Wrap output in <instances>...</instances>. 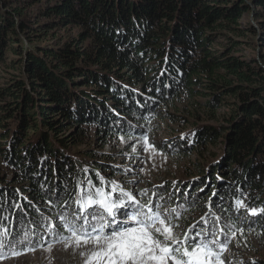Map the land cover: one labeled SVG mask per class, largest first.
I'll return each instance as SVG.
<instances>
[{
	"label": "trees",
	"instance_id": "trees-1",
	"mask_svg": "<svg viewBox=\"0 0 264 264\" xmlns=\"http://www.w3.org/2000/svg\"><path fill=\"white\" fill-rule=\"evenodd\" d=\"M252 12L253 21L246 18ZM68 29L76 35L44 44ZM258 47L261 60L247 59L244 51ZM185 101L187 110L179 111L177 102ZM163 122L181 126L180 133L157 140ZM142 136L171 153L199 154L201 179L134 186L132 165L117 160L121 150L98 152L121 137L142 149L136 139ZM214 143H222L223 152L211 161L200 151ZM97 174L136 194L175 193L167 206L181 202L189 209H178L181 237L191 236L208 212L214 189L201 192L204 184L223 192L224 208L233 196L247 197L237 223L245 233L264 235V0H0V194L9 205H23V212L9 209V227L36 232L17 250L57 242L47 231L61 211L47 202L53 190L69 179V192L77 181L99 185ZM180 192L191 193V200ZM251 207L260 214H248ZM40 213L47 222L40 223ZM223 258L230 259L228 251Z\"/></svg>",
	"mask_w": 264,
	"mask_h": 264
},
{
	"label": "snow or ice",
	"instance_id": "snow-or-ice-1",
	"mask_svg": "<svg viewBox=\"0 0 264 264\" xmlns=\"http://www.w3.org/2000/svg\"><path fill=\"white\" fill-rule=\"evenodd\" d=\"M136 139L148 144L147 136ZM148 146L159 151L154 143ZM160 154L163 155L162 152ZM137 159H140L139 154ZM131 171V168L124 169L125 174ZM97 176L99 185L94 184L91 179L77 181L70 192L68 186L71 180H66L63 189L57 185L53 190L54 198L47 201L61 209L57 214L59 223L53 222L47 229L48 233L55 236L57 242L63 243L66 248L80 250L84 264H224L223 255L228 251L230 239H234L237 232L243 234L245 231L237 221L243 219L247 197L233 196L229 208H224V194L215 185L210 187L204 184L200 188L201 192L206 188L214 189L207 202L208 212L201 217L202 223L193 225L194 231L189 230L192 232L191 236L186 232L181 237L175 232L179 227L175 221L189 209L181 202L176 207L167 206L175 193H169L165 189L164 192H152L151 195L148 190H141L136 194L134 189H129L125 184L106 180L99 174ZM134 183L136 181H129V184ZM173 187H176L175 183ZM158 188H164V185H159ZM235 191L242 195L241 189L237 188ZM62 193H69L68 198L65 199ZM141 196L147 198L146 202L140 199ZM184 196L191 200V193L180 192V197ZM23 199L35 207L27 197ZM73 203L76 205L75 209L71 208ZM232 204L235 205L234 208ZM10 208L23 212V205H9L4 194H0V261L19 256L21 252L17 250V246L31 244L36 236L34 230L20 233L9 227L10 222L6 221H9L7 213ZM180 208H183V212L178 210ZM36 211L39 213L40 209L36 208ZM229 211H234L236 216L225 219L223 213ZM261 213H264V209H261ZM248 214L257 216L260 213L255 207H251ZM27 215L24 212V216ZM40 215V223L47 222L48 218L43 213ZM261 218L264 219V215ZM15 219L22 222V217ZM222 219L224 223H221ZM30 223L35 228L37 221ZM54 228H62L68 234L64 235L59 230L53 231ZM221 237L224 238L223 243Z\"/></svg>",
	"mask_w": 264,
	"mask_h": 264
},
{
	"label": "rangeland",
	"instance_id": "rangeland-1",
	"mask_svg": "<svg viewBox=\"0 0 264 264\" xmlns=\"http://www.w3.org/2000/svg\"><path fill=\"white\" fill-rule=\"evenodd\" d=\"M253 12L246 15V18H250L253 21ZM76 35V31L72 29H68L66 31L62 30L58 32L57 37H51L48 40L46 45H53L54 43H58L59 40H67L70 37ZM224 43L226 41L221 40ZM261 48L258 47V51H253V48L246 49L244 51V55L247 56V59H252L253 57L257 60H261ZM252 56V58H251ZM202 98H199V101ZM188 102H177V107L179 111L186 107ZM190 107V105H189ZM174 110V109H173ZM171 110V111H173ZM193 121V119L191 118ZM202 123L194 120V123ZM211 124L216 125L217 123L211 122ZM162 133L158 136L157 140L167 139L172 137V135H178L181 129V126L177 124L170 123L169 125L163 122L161 124ZM142 149L136 145L135 142L127 143L126 139L121 138L112 141L108 144L105 148L99 149L98 152L102 153L103 155L107 156H115L116 152L121 150L123 156L117 158L119 162H123L124 165H128L129 163L132 165L130 166L135 170V173H131V180L137 181V183L133 184L134 186H138L141 182H144L143 185H158L164 183V181H186L190 179H195L200 177L202 174H199L196 168V164L200 160L201 156L199 154L192 155L190 157H186L185 154H181V152H168L165 149H161L159 147V151H154L153 148L149 147V144H145L141 141ZM95 144H92L90 149H95ZM125 147H130V149H125ZM87 148V146H82V149ZM178 150V148L176 149ZM163 153L161 155L160 153ZM223 152V144L222 143H214L213 145H209L204 148V150L200 151L203 153V157L206 159H210L211 161H216L217 157L220 153ZM140 155V159H137V155ZM108 160V159H106ZM209 160V161H210ZM142 161V162H141ZM203 160H200L202 162ZM143 169V171H141ZM201 179V177L199 178ZM175 232L181 236V230L175 229ZM264 234V233H263ZM91 247V246H89ZM78 249L73 247H65L63 243L54 242L48 244L42 248L37 250H25L20 251L21 254L16 257H9L2 261L0 264H84V258L79 254ZM228 253L236 259L239 260L240 264H250L246 263L248 258L258 257L264 261V235L253 234L251 232L243 233L239 236L235 242V247L233 249L228 250ZM224 259V264H235V261L232 259Z\"/></svg>",
	"mask_w": 264,
	"mask_h": 264
}]
</instances>
